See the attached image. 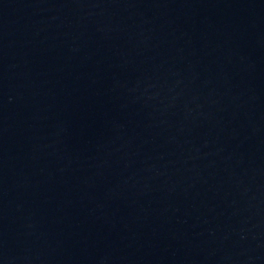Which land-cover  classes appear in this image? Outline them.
<instances>
[{"label":"water","instance_id":"95a60500","mask_svg":"<svg viewBox=\"0 0 264 264\" xmlns=\"http://www.w3.org/2000/svg\"><path fill=\"white\" fill-rule=\"evenodd\" d=\"M0 264H264V0H0Z\"/></svg>","mask_w":264,"mask_h":264}]
</instances>
